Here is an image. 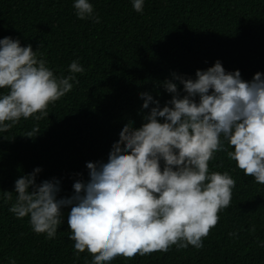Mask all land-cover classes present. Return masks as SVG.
<instances>
[{"label": "trees", "instance_id": "obj_1", "mask_svg": "<svg viewBox=\"0 0 264 264\" xmlns=\"http://www.w3.org/2000/svg\"><path fill=\"white\" fill-rule=\"evenodd\" d=\"M91 3L98 23L78 19L73 0H0V38L30 44L55 75H68L77 58L84 68L74 74L72 89L48 106V115L21 118L0 133V264H91V254L75 255L68 239L70 206L51 239L34 232L27 215L9 211L21 175L39 166L36 183L55 177L58 198L68 197L75 180H87L86 162L106 160L124 122L143 123L148 109L141 110L139 92L148 91L163 106L171 94L162 82L172 72L194 78L216 60L226 71L238 69L245 81L264 73V0H144L141 12L131 0ZM34 125L38 134L25 136ZM208 165L229 172L235 186L203 246L118 255L109 264H264V184L245 176L223 151ZM2 191L12 198L5 201Z\"/></svg>", "mask_w": 264, "mask_h": 264}, {"label": "clouds", "instance_id": "obj_2", "mask_svg": "<svg viewBox=\"0 0 264 264\" xmlns=\"http://www.w3.org/2000/svg\"><path fill=\"white\" fill-rule=\"evenodd\" d=\"M143 3L131 0L136 12ZM72 6L78 19L99 22L91 0H73ZM68 72L55 75L30 44L0 38V89L5 90L0 91V133L21 118L48 115V106L78 82L74 74L84 72L79 58L69 63ZM170 75L162 87L171 99L161 106L148 91L139 92L141 110L148 109L143 123L124 122L106 160L86 162L88 178L75 180L70 196L58 198L55 177L36 183L42 170L37 166L14 181L16 198L9 211L17 218L27 215L32 230L51 239L70 206L68 239L74 241L75 255L91 254V264H109L118 255L166 252L173 245L201 248L235 186L229 172L209 170L215 153L225 152L245 176L264 184V73L245 81L238 69L226 71L216 60L197 69L194 78ZM34 134L37 125L25 136ZM11 193L2 191V198L10 200Z\"/></svg>", "mask_w": 264, "mask_h": 264}]
</instances>
